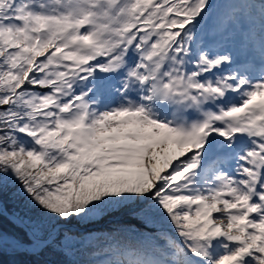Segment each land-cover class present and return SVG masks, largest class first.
Masks as SVG:
<instances>
[{
  "label": "snow or ice",
  "instance_id": "6c2138e0",
  "mask_svg": "<svg viewBox=\"0 0 264 264\" xmlns=\"http://www.w3.org/2000/svg\"><path fill=\"white\" fill-rule=\"evenodd\" d=\"M0 264H264V0H0Z\"/></svg>",
  "mask_w": 264,
  "mask_h": 264
},
{
  "label": "trees",
  "instance_id": "16d2710c",
  "mask_svg": "<svg viewBox=\"0 0 264 264\" xmlns=\"http://www.w3.org/2000/svg\"><path fill=\"white\" fill-rule=\"evenodd\" d=\"M9 207L11 208V205H9Z\"/></svg>",
  "mask_w": 264,
  "mask_h": 264
}]
</instances>
